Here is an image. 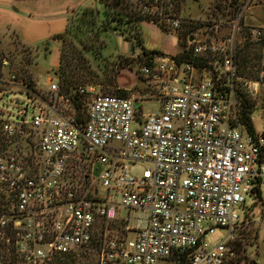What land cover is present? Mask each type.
<instances>
[{
	"label": "built area",
	"instance_id": "built-area-1",
	"mask_svg": "<svg viewBox=\"0 0 264 264\" xmlns=\"http://www.w3.org/2000/svg\"><path fill=\"white\" fill-rule=\"evenodd\" d=\"M137 2L165 31L197 24L176 55L136 52L143 86L126 95L52 78L31 88L0 56V82L27 95L19 121L0 117V264H72L87 251L94 264H243L246 199L264 200V129L243 106L264 86V24L245 22L248 1L212 21L183 17L182 0ZM245 40L253 76L241 73ZM149 99L156 113L142 111ZM122 209L143 217L130 224ZM119 219L132 237L106 226ZM217 228L227 234L214 242Z\"/></svg>",
	"mask_w": 264,
	"mask_h": 264
},
{
	"label": "rangeland",
	"instance_id": "rangeland-1",
	"mask_svg": "<svg viewBox=\"0 0 264 264\" xmlns=\"http://www.w3.org/2000/svg\"><path fill=\"white\" fill-rule=\"evenodd\" d=\"M238 1L242 3L248 1V9L243 14L245 22L264 24V0ZM15 3L16 0H0V56H7L13 61L19 80L22 79L28 83L27 79L31 78L34 86L40 90L48 88V78L58 79L54 71L59 64L61 49L65 50L66 58L78 71L70 76L69 88L86 86L92 88L94 92L109 94H121V90L140 89L143 83L139 65L143 57L142 55L136 56V52L144 54V52L163 51L176 55L188 46L186 34L190 26L194 27L197 24L188 23L179 30L165 31L146 17L135 20L136 17L143 16L137 0H87L85 1L86 6L89 5V8L95 9L99 21L81 28L82 33H78L80 40L78 43L72 36L73 32L64 34L60 39L54 38L56 34L66 30V20L62 18L63 16L55 13L38 15L28 12L26 8ZM226 3L229 5V0H182L180 6L182 16L186 19L219 20L223 13L230 15L237 9L235 0L230 2V7H227ZM107 4L111 12L132 15L131 18L134 21L116 24L118 28L114 31L103 28L100 26V20L105 18ZM17 6L19 10H16ZM83 8L85 7L77 8L76 12L70 15V18H73L70 24L75 18H79V13ZM114 25L115 23L112 24ZM130 42L134 44L133 50H130ZM249 50L254 52L257 49L250 46ZM252 52L251 56L254 54ZM245 53L246 50L243 52L241 50L239 61ZM256 70L257 65L252 64L247 67V70H242V73L253 76ZM67 73L69 74V70ZM12 84L11 82H0V117L17 122L21 119L20 114L26 104L27 95L25 90L18 89ZM19 84L16 83V85ZM87 98L89 97H85ZM249 103L252 109L254 129L261 132L264 129V86H261L255 97H250ZM160 107L157 100L149 99L143 102L142 111L145 114L156 113ZM25 120L31 122L30 109ZM76 170H79L78 174L89 173V167L85 164L83 166L79 164ZM133 170L138 171L139 167H133ZM91 185L99 189L100 196L103 195V187L97 181L92 183L90 179H87V188ZM245 205L249 208L251 220L238 231V236L244 242L241 261L243 262L246 257L247 261L254 260L256 264H264V200L260 204L247 198ZM236 210L241 216L246 212V209L241 206ZM121 215L128 216L130 224L136 223L134 217H143V213L138 210L122 209ZM112 223L119 226L118 233L133 236V233L121 230L122 220L119 219ZM226 234L225 229L217 228L210 235V239L218 242ZM72 264H94L93 252H83Z\"/></svg>",
	"mask_w": 264,
	"mask_h": 264
},
{
	"label": "trees",
	"instance_id": "trees-1",
	"mask_svg": "<svg viewBox=\"0 0 264 264\" xmlns=\"http://www.w3.org/2000/svg\"><path fill=\"white\" fill-rule=\"evenodd\" d=\"M107 7H108V4H107ZM131 16L132 15H127V14L123 15L122 13L119 14L118 12L113 13V12H111V9L108 7L105 9V18L103 20H100V26H102L105 29H111L114 31V29L116 30L118 28V26L116 24L120 25L124 22L128 23V22L134 21V20H132ZM143 17L144 16L136 17L135 20H141V19H143ZM71 19H73V18H70V16H69L68 24H67L65 32L56 34L54 36V38L60 39L63 37L64 34H68V33L70 34V32H73L72 36H73L74 40L76 42L80 43L78 33H82L81 28L89 26V25H93L95 22L98 23V21H99L97 19V13H96L95 9L92 7L83 8L81 10V12L79 13V18H75L74 21L71 22V24H70ZM113 23H115V25H114L115 27L112 26ZM250 46H251L250 43L247 40H245L241 46L240 51H239V55L241 54V50H242V52L246 50V53H247V54L246 53L244 54L243 58H241V61H240L241 73H242V70L243 71L247 70L248 66H250L252 64L257 65V61H256L257 51H254V52L250 51L249 50ZM247 49H248V51H247ZM251 52L254 53L252 56H251ZM144 54H147V53L144 52ZM180 56H182V55H180ZM69 66H70V68H69ZM67 70H69L70 75L67 73ZM77 72L78 71H76V67H72V63H70L69 59L66 58L65 50L61 49L60 50V57H59V64H58L57 68L55 69L54 74L58 77V80L62 84L63 88H65V89L69 88V85H70L69 83L71 82L70 76H72L73 74H75ZM27 81H28V84L30 85V87L33 88V86H34L33 80H31V78H29V79H27ZM121 92L122 93L118 94V95H126L127 94L126 90H121ZM243 106L245 108L250 107V103L247 102L245 100V98L243 100ZM244 120H245V123L247 124L248 128L250 130H252V122H251L250 118L245 114H244ZM106 226H108L109 228H116V229L119 228V226H117L115 223H108V225H106ZM104 228H102V229H104ZM237 249H238V252H240L241 245L238 246ZM243 264H256V263L254 262V260L247 261V258H244Z\"/></svg>",
	"mask_w": 264,
	"mask_h": 264
},
{
	"label": "crops",
	"instance_id": "crops-1",
	"mask_svg": "<svg viewBox=\"0 0 264 264\" xmlns=\"http://www.w3.org/2000/svg\"><path fill=\"white\" fill-rule=\"evenodd\" d=\"M85 1L87 0H16L15 4H20L28 12H34L38 15L55 13L63 16L62 18L66 20L67 27L69 16L76 12L77 8L89 6H86ZM49 6L52 7L50 8ZM16 10H19L18 6Z\"/></svg>",
	"mask_w": 264,
	"mask_h": 264
},
{
	"label": "water",
	"instance_id": "water-1",
	"mask_svg": "<svg viewBox=\"0 0 264 264\" xmlns=\"http://www.w3.org/2000/svg\"><path fill=\"white\" fill-rule=\"evenodd\" d=\"M133 46H134L133 42H130V50H133Z\"/></svg>",
	"mask_w": 264,
	"mask_h": 264
}]
</instances>
